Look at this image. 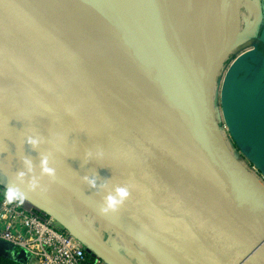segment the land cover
<instances>
[{
    "label": "water",
    "instance_id": "95a60500",
    "mask_svg": "<svg viewBox=\"0 0 264 264\" xmlns=\"http://www.w3.org/2000/svg\"><path fill=\"white\" fill-rule=\"evenodd\" d=\"M27 1L15 0L9 19L0 21V148L39 166L47 155L68 195L77 167L88 165L105 188L84 209L138 252L129 259L105 241L67 197L30 189L15 175L0 184L15 185L106 264H150L141 251L155 264H264V183L233 154L214 108L225 62L257 36L260 1L238 0L233 43L208 55L201 69L169 0H87L164 86L98 59L67 26L25 20L38 14L26 11ZM258 38L264 41V28ZM249 108L231 121L264 163V89ZM28 135L42 142L33 148L24 143ZM116 186L129 195L116 211L102 213L104 195Z\"/></svg>",
    "mask_w": 264,
    "mask_h": 264
},
{
    "label": "rangeland",
    "instance_id": "374dc122",
    "mask_svg": "<svg viewBox=\"0 0 264 264\" xmlns=\"http://www.w3.org/2000/svg\"><path fill=\"white\" fill-rule=\"evenodd\" d=\"M108 1L115 3V0ZM169 1L176 13L177 21L181 24L182 29L185 30V36L189 41L188 52L190 55H192L199 67L202 69V67L205 65L208 54L205 50H200L199 41L197 39H190L191 30H189L190 23H192L190 20L192 19V16L195 15V13L197 14V11L199 10L198 2L197 0H194L190 5L188 3L189 0ZM66 2V0H28L26 5H28L29 8L26 9V11H33L35 9L38 11V14H30L22 18L27 21H31L34 24L44 26V28H62L63 26H66V24L63 22L64 17H66L68 14L74 16L78 12L77 11L75 13L71 8L68 10L66 7ZM72 12H74V14ZM201 15L204 20L207 22L209 21L208 13V17H204L203 12ZM250 20H252V18H250ZM78 23L79 28L85 33L86 36L90 38L91 45H93L94 49L102 55V58L116 66H120L121 63L118 54L120 55L121 52H123V54H128L130 51L127 47L128 44L124 42V40L115 32V30H113L112 26L105 22L102 18L101 27L98 29V31L92 29L89 30L85 25L81 24L79 20ZM163 25L164 24H161V26ZM260 26V29L264 28V19L263 22L260 23ZM198 28L200 30L199 36L204 37L207 33H205V30H203V22L201 19L198 22ZM241 29L244 30L243 25H241ZM257 36H259L258 32ZM215 38L216 34H213V39ZM256 38L254 40H257ZM255 42L256 41L250 40L245 44L238 45V47L234 49L229 59L225 62L216 82V88L214 91V108L218 125L220 126L222 134L225 136L227 144L233 154L248 168H259L258 175L260 178L262 177L264 181V163H262L261 159L251 151L248 145L244 142V133L234 128L233 122L231 121L233 118L236 120L237 117H240L244 110H246V113H250L251 108H246L257 100L259 94L262 93L264 89V71L262 77L257 76L259 67L262 66L264 68V48L261 50L255 45L253 46L252 44ZM222 45L223 43L220 44V46ZM196 48L197 51L200 52H197ZM254 54H257L258 57H255ZM252 58H255V62L252 60ZM3 163H5L9 169L11 168V171L13 167L24 166L23 158H20L19 156L14 157L9 152H6L0 148V164ZM36 164L33 165L34 173L39 175L40 166L38 163ZM79 174V170L73 174V195H68L67 190H65L57 182L58 178L56 179L55 177L50 178L48 176H40L39 188H43L44 190L51 188L48 191L50 194L52 193L51 196L56 198H71L69 203L74 214H76L79 218V213H81V217L83 216L82 220L91 219L90 217H92V221L95 219L96 221L94 222H96V227H93V230L98 234L99 228L101 230L105 229L106 232L112 233L110 235L104 234L102 237L109 244H112V246H117L118 243L115 242V235L113 233L116 230L114 228L112 229L110 226H106L107 228L104 227L105 224L103 220L96 217L95 215L91 216L90 213L84 209V201L92 197H96L98 194L94 192L85 182H83ZM58 176L60 177V175ZM5 177L8 179L7 176ZM60 178H62V181L65 180V182L68 180V184H70L69 177L67 176L66 178V173H63V176L61 175ZM86 188L88 191H86ZM82 194L84 196L82 199H80L79 196ZM78 201H80L79 205L77 204L79 203ZM119 234L122 235L120 232ZM116 239L120 240L118 237ZM130 245V248L122 247V249L127 255L133 257L134 253L138 252V249L133 243H130ZM119 249L121 250V248Z\"/></svg>",
    "mask_w": 264,
    "mask_h": 264
},
{
    "label": "built area",
    "instance_id": "2783aa9c",
    "mask_svg": "<svg viewBox=\"0 0 264 264\" xmlns=\"http://www.w3.org/2000/svg\"><path fill=\"white\" fill-rule=\"evenodd\" d=\"M248 169L264 183L259 168ZM5 191L0 184V244L11 249L9 260L19 264H106L87 252L82 240L51 213L24 197L22 202L8 203Z\"/></svg>",
    "mask_w": 264,
    "mask_h": 264
},
{
    "label": "bare ground",
    "instance_id": "6f19581e",
    "mask_svg": "<svg viewBox=\"0 0 264 264\" xmlns=\"http://www.w3.org/2000/svg\"><path fill=\"white\" fill-rule=\"evenodd\" d=\"M15 0H0V21H7L11 15L12 3ZM66 7L73 9L76 14L72 16L71 14L64 17L63 22L71 30V32L81 41V43L86 46L92 54H94L98 59L110 64L112 66L118 67L119 69L125 70L132 75L143 79V80H153L158 84L165 85L164 78L160 73L148 63L144 57L139 53L128 52V54H121L120 66H116L107 60L102 58V55L97 52L93 45H91L90 38L85 35V33L79 28L78 20L81 24L85 25L89 30H96L101 27V16L97 9L93 8L87 0H66ZM209 2L212 14H213V25L214 31L211 36L203 37L202 41H199L200 50H205L208 55L216 53L220 47L221 43H233L234 33H235V18L237 16V3L238 0H207ZM53 2V1H52ZM31 4V3H30ZM57 4V3H56ZM231 4V5H230ZM51 5V4H50ZM73 7V8H72ZM76 10V11H75ZM74 12H72L74 14ZM57 13V12H56ZM77 15V16H76ZM231 17V18H230ZM82 21V22H81ZM88 31V30H87ZM213 34H216V38L213 39ZM209 42H207V41ZM197 51V48H196ZM200 52V51H197ZM120 53V52H119ZM2 65V64H0ZM82 167H77L80 171V177L85 175L94 176L97 181V187L91 188L98 195L103 194L101 192V187L105 188V180L103 178H98L93 173L92 169L88 165L82 164ZM104 182V183H103ZM86 191L87 188H86ZM84 196V195H83ZM65 198V197H64ZM63 198V199H64ZM71 198L67 197L66 201H70ZM71 207V205H70ZM72 208V207H71Z\"/></svg>",
    "mask_w": 264,
    "mask_h": 264
},
{
    "label": "clouds",
    "instance_id": "9594fccd",
    "mask_svg": "<svg viewBox=\"0 0 264 264\" xmlns=\"http://www.w3.org/2000/svg\"><path fill=\"white\" fill-rule=\"evenodd\" d=\"M42 142V138L36 135H28L24 138V143L37 147ZM89 156L92 153L88 154ZM23 169L18 170L15 174L16 179L24 182L27 178V184L30 189H37L40 187V176H48L54 178L56 175V169L49 164V157L43 155L40 162V173L36 175L34 173V166L32 161L27 157L23 158ZM90 188L97 187V181L94 176L85 175L81 178ZM5 199L8 203L14 201H23V194L15 185H7L4 193ZM129 195L127 187L116 186L112 191H108L103 197V204L100 208L102 213H108L110 211H116L118 206L121 205L124 199Z\"/></svg>",
    "mask_w": 264,
    "mask_h": 264
},
{
    "label": "crops",
    "instance_id": "0c3cea01",
    "mask_svg": "<svg viewBox=\"0 0 264 264\" xmlns=\"http://www.w3.org/2000/svg\"><path fill=\"white\" fill-rule=\"evenodd\" d=\"M192 1H194V0H189L188 1V3L191 5V2ZM260 1V3L263 5V18H262V21L261 22H263V19H264V0H259ZM197 2H198V5H199V10L197 11V14L195 13V15H193L192 16V19L190 20L192 23H190V29L189 30H191V36H190V39L191 38H195V39H197L198 41H202V39H203V37H200L199 35H200V30H199V28H198V22H199V20L201 19L202 20V22H203V30H205V33H207L204 37H208V36H211L212 35V33H213V31H214V25H213V14H212V11H211V8H210V5H209V2L207 1V0H197ZM188 6V5H187ZM204 13V17H208V19H209V21L207 22L206 20H204L203 19V17H202V15H201V13ZM207 13H208V16H207ZM254 17H255V15H253V17H252V20H250V18H249V24L250 23H252V22H254L255 21V19H254ZM244 24H247V23H244ZM250 26V25H249ZM261 28V26H259V30H258V33L260 34L261 33V31H262V29H260ZM257 37V38H256ZM257 39V40H254V39ZM250 40H253V41H256L255 43H253L252 45L254 46H256V47H258V48H260L261 50H263L262 48H264L263 46H264V41H260L259 40V38H258V36H255L254 38H250L249 40H247V41H245V42H243L242 44H245L246 42H248V41H250ZM241 45V44H240ZM9 167H10V165H9ZM24 167V166H23ZM23 167H13L12 168V171L6 166V164L5 163H3V164H0V180H2V181H4V182H8L9 183V180L8 179H6V177L5 176H7L8 177V175H10V174H13V175H15L16 174V172L18 171V170H21V169H23ZM11 171V172H10ZM4 174H5V176H4ZM25 182L27 183V178H25ZM79 186V185H78ZM49 189H51V188H47V190H44L43 188H37V190H39L40 192H42V193H47V191L49 190ZM53 189V188H52ZM49 192V191H48ZM52 194V193H51ZM82 197H83V194L82 195H80L79 196V198L80 199H82ZM79 203H77L78 205L80 204V201H78ZM78 208V207H77ZM88 213H90L89 211H88ZM90 215L91 216H93V214H91L90 213ZM83 217V216H82ZM82 217H81V213H79V220L82 222L83 220H82ZM91 219H85L83 222H87L88 224H91L93 227H96V222H94V221H96L95 219H94V221H92V217H90ZM104 224H105V226L104 227H106V226H108L105 222H104ZM102 225V224H101ZM107 228V227H106ZM101 229L99 228V234H100V236H104V234H106V235H110V234H112V233H109V232H106V230L105 229H103V230H101ZM114 233V235H115V238H114V240H115V242L116 243H118V245L117 246H114V247H116L119 251H121L125 256H127L129 259H132L133 257L131 256H129V255H127L126 254V252H124V250L122 249V247H126V248H130V242H129V240H127L126 239V237L124 238L122 235H120L119 234V232H117V231H114L113 232ZM119 238L120 240H117L116 238ZM127 240V241H126ZM112 245V244H111ZM119 248H121V250L119 249ZM10 254H12V252L10 251V249H9V247H7L6 245H3V244H0V257L1 258H4V259H7V258H5V255H10ZM140 254H141V257L145 260V261H148V262H150V264H155L152 260H150L147 256H146V254L144 253V252H140ZM9 260V259H8Z\"/></svg>",
    "mask_w": 264,
    "mask_h": 264
},
{
    "label": "trees",
    "instance_id": "16d2710c",
    "mask_svg": "<svg viewBox=\"0 0 264 264\" xmlns=\"http://www.w3.org/2000/svg\"><path fill=\"white\" fill-rule=\"evenodd\" d=\"M0 264H19V263L0 257Z\"/></svg>",
    "mask_w": 264,
    "mask_h": 264
},
{
    "label": "flooded vegetation",
    "instance_id": "af4514ba",
    "mask_svg": "<svg viewBox=\"0 0 264 264\" xmlns=\"http://www.w3.org/2000/svg\"><path fill=\"white\" fill-rule=\"evenodd\" d=\"M10 249V248H9ZM10 251H11V249H10ZM12 252V251H11Z\"/></svg>",
    "mask_w": 264,
    "mask_h": 264
}]
</instances>
